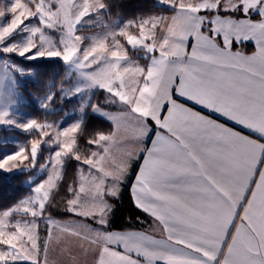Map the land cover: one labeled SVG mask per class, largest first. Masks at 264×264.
I'll use <instances>...</instances> for the list:
<instances>
[{
    "label": "snow or ice",
    "instance_id": "1",
    "mask_svg": "<svg viewBox=\"0 0 264 264\" xmlns=\"http://www.w3.org/2000/svg\"><path fill=\"white\" fill-rule=\"evenodd\" d=\"M0 133V264H264V0H0Z\"/></svg>",
    "mask_w": 264,
    "mask_h": 264
},
{
    "label": "trees",
    "instance_id": "2",
    "mask_svg": "<svg viewBox=\"0 0 264 264\" xmlns=\"http://www.w3.org/2000/svg\"><path fill=\"white\" fill-rule=\"evenodd\" d=\"M93 31H96V29H93ZM130 55H131L133 58L136 57V54H134V53H130ZM1 134H2V133H1Z\"/></svg>",
    "mask_w": 264,
    "mask_h": 264
},
{
    "label": "crops",
    "instance_id": "3",
    "mask_svg": "<svg viewBox=\"0 0 264 264\" xmlns=\"http://www.w3.org/2000/svg\"><path fill=\"white\" fill-rule=\"evenodd\" d=\"M252 48H254V42H253V44H252ZM250 50H251V48H250Z\"/></svg>",
    "mask_w": 264,
    "mask_h": 264
},
{
    "label": "rangeland",
    "instance_id": "4",
    "mask_svg": "<svg viewBox=\"0 0 264 264\" xmlns=\"http://www.w3.org/2000/svg\"><path fill=\"white\" fill-rule=\"evenodd\" d=\"M105 127H107V126L105 125ZM0 135H3V134L0 133Z\"/></svg>",
    "mask_w": 264,
    "mask_h": 264
}]
</instances>
